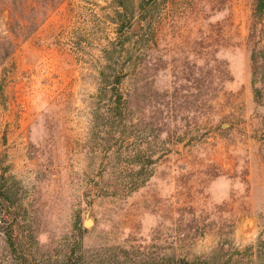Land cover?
I'll list each match as a JSON object with an SVG mask.
<instances>
[{
	"label": "rangeland",
	"instance_id": "rangeland-1",
	"mask_svg": "<svg viewBox=\"0 0 264 264\" xmlns=\"http://www.w3.org/2000/svg\"><path fill=\"white\" fill-rule=\"evenodd\" d=\"M146 1L0 0V264H264V10Z\"/></svg>",
	"mask_w": 264,
	"mask_h": 264
},
{
	"label": "trees",
	"instance_id": "trees-1",
	"mask_svg": "<svg viewBox=\"0 0 264 264\" xmlns=\"http://www.w3.org/2000/svg\"><path fill=\"white\" fill-rule=\"evenodd\" d=\"M128 0H118V4L120 5V7L122 8V10H123V13H126L127 14V5H126V2H127ZM148 1H150V0H147L146 1V3L148 2ZM145 2V1H144ZM146 3H144V4H146ZM143 5V3L141 4V6ZM263 10H264V0H257V4H256V12L258 13V14H261L262 12H263ZM125 14V15H126ZM118 15H122V13H118ZM121 34V33H120ZM114 82H116V83H114V84H118L119 83V81H117V80H114ZM115 86V85H114ZM114 88V87H113ZM113 92H114V96H115V100H114V105L116 106L115 108H114V110L115 111H119V105L121 104L120 103V96H119V94H118V91L116 90V89H113ZM77 230L78 231H81V225L79 226V227H77ZM7 236V239H8V241L10 242V246H11V248H13V246H14V244H13V241H12V234L11 233H9V234H7L6 235ZM183 264H188V263H183Z\"/></svg>",
	"mask_w": 264,
	"mask_h": 264
},
{
	"label": "water",
	"instance_id": "water-1",
	"mask_svg": "<svg viewBox=\"0 0 264 264\" xmlns=\"http://www.w3.org/2000/svg\"><path fill=\"white\" fill-rule=\"evenodd\" d=\"M83 226L85 228H89L92 226V220L90 219V211L89 210L84 214Z\"/></svg>",
	"mask_w": 264,
	"mask_h": 264
}]
</instances>
